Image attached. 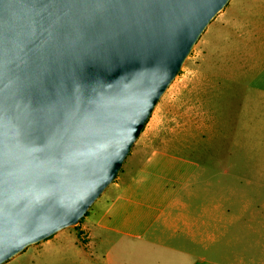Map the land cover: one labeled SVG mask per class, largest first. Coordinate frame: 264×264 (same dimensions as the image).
<instances>
[{"label": "water", "instance_id": "water-1", "mask_svg": "<svg viewBox=\"0 0 264 264\" xmlns=\"http://www.w3.org/2000/svg\"><path fill=\"white\" fill-rule=\"evenodd\" d=\"M230 0H0V264L79 225Z\"/></svg>", "mask_w": 264, "mask_h": 264}, {"label": "rangeland", "instance_id": "rangeland-1", "mask_svg": "<svg viewBox=\"0 0 264 264\" xmlns=\"http://www.w3.org/2000/svg\"><path fill=\"white\" fill-rule=\"evenodd\" d=\"M237 1L241 0H230L201 35L117 179L88 213L107 194H116L115 187L125 181L132 189L140 186V191L167 196L158 201L157 214L168 209L173 196L192 195L187 200L193 213L216 199L238 217V225H264L263 71L238 70L220 87L217 73L213 74L217 30ZM139 179L146 184H137ZM248 237L254 242L260 239L255 234ZM39 260L29 247L4 264H39Z\"/></svg>", "mask_w": 264, "mask_h": 264}, {"label": "crops", "instance_id": "crops-1", "mask_svg": "<svg viewBox=\"0 0 264 264\" xmlns=\"http://www.w3.org/2000/svg\"><path fill=\"white\" fill-rule=\"evenodd\" d=\"M238 70L264 79V0L237 1L217 30V87ZM115 188L77 227L30 246L39 264H264V225H238L216 199L193 213L192 195H175L157 214L167 196L125 181ZM253 234L260 239L249 241Z\"/></svg>", "mask_w": 264, "mask_h": 264}, {"label": "trees", "instance_id": "trees-1", "mask_svg": "<svg viewBox=\"0 0 264 264\" xmlns=\"http://www.w3.org/2000/svg\"><path fill=\"white\" fill-rule=\"evenodd\" d=\"M87 215H88V213L86 214V216H87ZM86 216H85V217H86ZM85 217H84V218H85ZM84 218H83V219H84ZM83 219L80 221V223L83 221ZM80 223H79V224H80ZM77 226H78V225H77ZM77 226H75V227H77Z\"/></svg>", "mask_w": 264, "mask_h": 264}]
</instances>
